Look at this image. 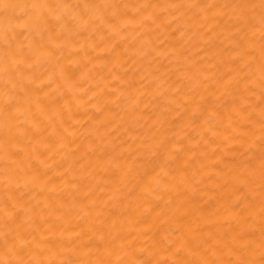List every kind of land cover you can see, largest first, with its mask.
<instances>
[{
  "label": "bare ground",
  "instance_id": "1",
  "mask_svg": "<svg viewBox=\"0 0 264 264\" xmlns=\"http://www.w3.org/2000/svg\"><path fill=\"white\" fill-rule=\"evenodd\" d=\"M0 264H264V0H0Z\"/></svg>",
  "mask_w": 264,
  "mask_h": 264
}]
</instances>
